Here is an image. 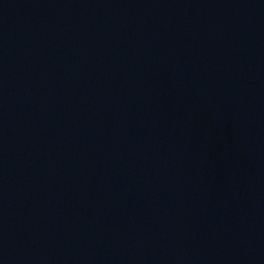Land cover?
<instances>
[{
    "label": "water",
    "instance_id": "water-1",
    "mask_svg": "<svg viewBox=\"0 0 264 264\" xmlns=\"http://www.w3.org/2000/svg\"><path fill=\"white\" fill-rule=\"evenodd\" d=\"M0 264H264V0H0Z\"/></svg>",
    "mask_w": 264,
    "mask_h": 264
}]
</instances>
